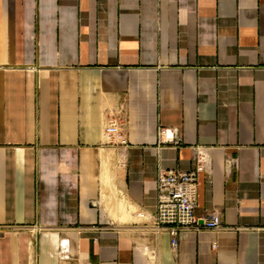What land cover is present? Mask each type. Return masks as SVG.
Returning a JSON list of instances; mask_svg holds the SVG:
<instances>
[{
    "label": "crops",
    "instance_id": "obj_1",
    "mask_svg": "<svg viewBox=\"0 0 264 264\" xmlns=\"http://www.w3.org/2000/svg\"><path fill=\"white\" fill-rule=\"evenodd\" d=\"M200 162L223 224L175 249L158 175ZM80 261L264 264V0H0V264Z\"/></svg>",
    "mask_w": 264,
    "mask_h": 264
},
{
    "label": "built area",
    "instance_id": "obj_2",
    "mask_svg": "<svg viewBox=\"0 0 264 264\" xmlns=\"http://www.w3.org/2000/svg\"><path fill=\"white\" fill-rule=\"evenodd\" d=\"M106 134L118 135L121 142L126 144L124 129L115 117H110L105 128ZM161 142H175L178 139L175 128L161 126L159 129ZM205 170L200 162L191 170H161L158 175L157 210L153 215V225L157 230H167L173 238V247L179 245V233L184 228H218L223 224L222 216L214 211L197 216L196 196L199 174ZM216 247V243H214ZM77 264H90L78 262Z\"/></svg>",
    "mask_w": 264,
    "mask_h": 264
}]
</instances>
